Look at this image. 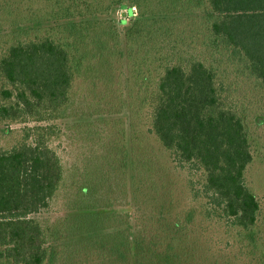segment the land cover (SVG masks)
I'll list each match as a JSON object with an SVG mask.
<instances>
[{"label": "trees", "instance_id": "obj_1", "mask_svg": "<svg viewBox=\"0 0 264 264\" xmlns=\"http://www.w3.org/2000/svg\"><path fill=\"white\" fill-rule=\"evenodd\" d=\"M21 3L20 15L19 8H11L18 16L12 26L22 34H16L15 42L0 57V125L28 121L38 125L23 128L14 148L0 151V264H55L51 235L34 216L49 207L66 176L50 144L52 127L43 124L65 119L76 81L90 70L94 72L93 62L107 46L93 38L94 31L105 29L106 24L92 19L106 16L114 8L127 11L132 22L124 53L128 81L137 91L140 107L150 112V133L176 169L187 174L191 202L197 208L176 212L172 221L164 209L158 220L148 218L170 242L166 244L162 238L155 242L152 234L147 243L153 230L150 224L142 225L136 208L141 207L139 197L144 191L132 183L133 214L102 215L121 222L120 232L105 236L112 239V251L121 254V264H130V257L138 255L146 260V248L152 257L147 255L149 262L178 264L183 250L189 255L182 245L196 224L198 211L211 224L224 222L228 235L236 233L253 242L261 206L246 186L245 175L254 161L248 124L254 112L250 106L264 105V0ZM35 4L40 6L34 8ZM191 14H204L199 16L204 21L200 28L186 26ZM120 24L125 26L127 20ZM104 34L113 42L112 52L123 47L114 26ZM245 86L250 90L240 96ZM124 138L121 169L131 166L135 171L133 152ZM90 193L81 189L78 210L92 213L99 209L94 201L89 202ZM100 215L84 216L78 222L97 224ZM132 221H138L136 228ZM164 246L158 255L152 249ZM172 250L176 252L171 254Z\"/></svg>", "mask_w": 264, "mask_h": 264}, {"label": "rangeland", "instance_id": "obj_2", "mask_svg": "<svg viewBox=\"0 0 264 264\" xmlns=\"http://www.w3.org/2000/svg\"><path fill=\"white\" fill-rule=\"evenodd\" d=\"M11 6L20 9L19 15L22 13L21 0H0V57L5 54L8 44L15 42L16 34H22L19 28L12 26L18 16ZM39 6L35 4L34 8ZM25 9L24 3V13ZM126 12L114 8L108 15L92 19L106 24L103 26L105 29L94 31L93 38L105 41L107 47L97 54L99 57L92 66L94 72L90 70L84 78L76 81L73 104L66 111L65 119L43 124L52 127L54 135L50 144L59 155L66 176L49 207L34 216L51 235L55 264H121V254L112 251L113 246L109 244L112 239L105 237L120 232L121 222L116 218L107 220L102 215L128 213L136 207L132 183L143 187L144 192L139 197L142 210L140 206L136 208L141 214L142 225L150 224L149 229L153 230L147 237V243L153 238L152 234L155 242L160 238L166 244L170 242L166 241L167 235L154 229V226L158 228L154 222L163 209L168 220L172 221L176 212L197 208L191 202L187 174L176 169L170 155L150 133V112L140 107L136 100L137 91L128 81V62L124 53L126 33L132 22H129ZM203 15H192L186 26L200 28L204 23ZM122 19L127 20L125 26L120 24ZM111 25L119 31L123 42V47L117 52H112L113 42L104 34ZM249 90L245 86L239 95H247ZM256 101L254 99L253 103ZM260 103L250 106L254 112L248 118L254 161L245 175L246 186L256 195L261 206L255 240L250 242L236 233L228 235L224 222L211 224L204 221L198 211L196 224L184 239H187L186 245H182L189 255L186 256L183 250L184 255L180 254L178 264H264V105ZM256 105L258 107L254 109ZM37 125L29 121L26 124L0 125V151L14 148L21 139L20 131ZM123 138L127 148L133 152L135 171L131 166L126 171L121 169ZM82 188L90 190L92 199L89 202L94 201L99 209L92 213L78 210ZM92 214H101L102 223L78 222ZM148 218H155V221L149 222ZM132 224L136 228L138 221H132ZM165 248L152 249L158 255ZM146 253L152 258L147 248ZM147 255L146 260L140 255L130 257V264H138L139 261L153 264ZM158 260L157 257L155 261Z\"/></svg>", "mask_w": 264, "mask_h": 264}, {"label": "built area", "instance_id": "obj_3", "mask_svg": "<svg viewBox=\"0 0 264 264\" xmlns=\"http://www.w3.org/2000/svg\"><path fill=\"white\" fill-rule=\"evenodd\" d=\"M134 11L136 12V9L134 8Z\"/></svg>", "mask_w": 264, "mask_h": 264}]
</instances>
